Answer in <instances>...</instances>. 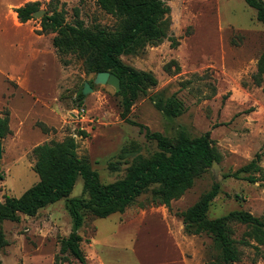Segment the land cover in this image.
I'll return each instance as SVG.
<instances>
[{
  "label": "rangeland",
  "instance_id": "1",
  "mask_svg": "<svg viewBox=\"0 0 264 264\" xmlns=\"http://www.w3.org/2000/svg\"><path fill=\"white\" fill-rule=\"evenodd\" d=\"M27 0H0V112L9 111L10 133L0 138V201L19 197L38 181L31 150L49 141L73 137L77 155L87 159L102 184L123 178L130 158L118 171H109V161L123 147H134L142 156L156 151L136 126L120 118L117 89L93 83L95 74L87 73L82 61L73 55H58L51 46L45 66L32 60L31 46L9 20L14 9ZM39 1L46 10L49 0ZM169 8L168 36L160 44L146 46L120 57L138 71L151 73L156 85L133 103L129 119L176 144L181 136L197 137L209 132L219 155L215 162L169 207L152 204L150 186L123 213L97 218L89 213L78 230L84 264H206L218 259L219 251L210 236L188 235L183 231L179 213L193 205L212 183L218 185L206 213L207 219L243 210L264 219V181L249 183L232 173L258 156L264 177V78L261 86L253 83L256 63L264 52V25L243 0H161ZM264 2V0H262ZM63 5L66 20L74 8L84 26L111 28L115 19L100 9L96 0H53ZM4 8V9H2ZM30 25L40 31L39 18ZM24 29V28H23ZM18 32V33H17ZM175 42V46L172 42ZM34 59V58H33ZM171 61L179 66L164 67ZM42 70V71H41ZM26 77L18 86L10 77ZM92 81V91L79 100L83 83ZM172 95L183 111L168 116L157 109ZM37 123L48 129L44 133ZM84 131L86 137L79 136ZM246 174L240 173L243 177ZM260 177V173H255ZM82 196V180L74 183L70 198ZM232 238L238 241L245 227L231 225ZM71 230L66 200L40 209L35 216L20 215L18 221H3L0 231L5 240L0 247V264H80L70 254L60 253V242ZM239 264H264V250L258 256L251 246L236 244Z\"/></svg>",
  "mask_w": 264,
  "mask_h": 264
},
{
  "label": "trees",
  "instance_id": "2",
  "mask_svg": "<svg viewBox=\"0 0 264 264\" xmlns=\"http://www.w3.org/2000/svg\"><path fill=\"white\" fill-rule=\"evenodd\" d=\"M53 0L46 3V10L39 19L38 34H52L51 46L58 55H73L82 61L87 73L109 72L119 80L116 91L120 98V118L136 126L147 141L155 143L156 151L142 156L134 147H123L107 161L109 171H118L119 165L131 159L123 178L112 183L102 184L98 173L91 169L87 159L79 157L77 144L73 137L62 141H49L34 146L32 169L38 181L25 190L19 197H4L0 201V225L3 221H18L20 215L32 217L47 205L61 199L66 200V208L71 218V230L60 242V253L70 254L80 264L85 263L80 249L81 237L78 230L82 227L85 213L97 218H106L111 214L123 213L137 197L150 186L153 189L152 204L170 206V202L179 198L188 190L194 180L205 173L214 162H219L209 132L197 137L181 136L176 144H171L158 132H152L144 125L129 119V114L136 99L145 95L149 87L156 85L151 73L138 71L125 65L120 57L145 48L155 46L168 36L170 8L161 0H96L100 9L115 19L111 28L100 25L84 26L79 19V9L74 8L71 21L66 20L63 5L57 9ZM81 1V0H80ZM255 11L256 20L264 25V2L262 0H243ZM39 1L26 2L16 7L14 12L20 23L34 19L32 13L40 8ZM175 42L172 45L175 46ZM179 70L175 61L164 67L170 72ZM264 78V52L256 63L253 83L261 86ZM93 87L92 81L88 82ZM264 92V86L262 87ZM77 97L83 98L80 92ZM157 109L168 116H176L183 111L182 103L172 95L170 98L155 103ZM9 112H0V138L10 133ZM37 126L48 133L43 123ZM79 136L86 137L84 131ZM246 174L240 177L239 174ZM255 173H260V177ZM262 169L258 165V156L232 173L234 178H242L249 183L264 181ZM82 180V196L70 198L76 179ZM4 178L0 171V181ZM218 185L213 182L210 189L190 207L181 211L183 231L188 235L205 234L216 244L219 256L217 261L206 264H239L240 252L237 243L251 246L256 254L264 250V219L255 217L247 211H230L226 215L207 219L206 213L213 198L218 193ZM245 227L241 238H232V224ZM5 240L0 231V247ZM261 247L262 250L259 248ZM264 260V256H262ZM251 264H255L254 261Z\"/></svg>",
  "mask_w": 264,
  "mask_h": 264
},
{
  "label": "crops",
  "instance_id": "3",
  "mask_svg": "<svg viewBox=\"0 0 264 264\" xmlns=\"http://www.w3.org/2000/svg\"><path fill=\"white\" fill-rule=\"evenodd\" d=\"M26 2H33V1H30V0L24 1L22 4H19V6L23 5ZM9 3L10 2H8L6 7H4L5 10H4V15L2 16V21L9 20L14 29H17V30L22 29V31L20 33L24 35V38L26 40H28L29 46H31L32 54L34 55V57L32 56V58H30V59L40 60L41 61L40 65L44 67L45 66V59L48 62V59L45 56H49L50 41L48 40V42L46 43L47 39L45 38V36L43 34H38L35 32V30H38L39 28H38V26L34 27V26L30 25L31 20H28L25 23H20L16 17L15 12L13 13L12 17L8 13H6V8L9 5ZM19 6H17V7H19ZM4 8H2V9H4ZM18 77H19V75L15 76V77H10V78L14 80V83L16 85L23 86L24 83L27 81L26 77L24 76L23 79L21 77L20 78H18ZM8 125H9V123H8Z\"/></svg>",
  "mask_w": 264,
  "mask_h": 264
},
{
  "label": "water",
  "instance_id": "4",
  "mask_svg": "<svg viewBox=\"0 0 264 264\" xmlns=\"http://www.w3.org/2000/svg\"><path fill=\"white\" fill-rule=\"evenodd\" d=\"M43 14H44V10L38 9L37 11L32 13V17L40 19L43 16ZM93 83L96 84V85L108 84V85H111V86L115 87L116 89H118V87H119L118 78L115 75H113V74H111V73H109L107 71L106 72H98V73H96L95 77L93 79ZM91 91H92V87L89 85V83L84 82L83 86L81 88L82 95H86V94H88ZM0 157H1V146H0ZM225 264H228V263H225Z\"/></svg>",
  "mask_w": 264,
  "mask_h": 264
}]
</instances>
